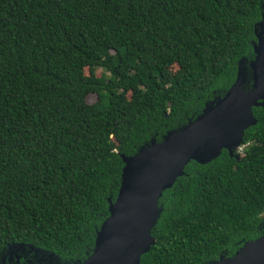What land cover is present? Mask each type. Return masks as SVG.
Here are the masks:
<instances>
[{
	"label": "trees",
	"instance_id": "trees-1",
	"mask_svg": "<svg viewBox=\"0 0 264 264\" xmlns=\"http://www.w3.org/2000/svg\"><path fill=\"white\" fill-rule=\"evenodd\" d=\"M261 23L264 0H0V264L88 259L122 156L252 90ZM262 103L241 151L163 191L140 264H208L261 236Z\"/></svg>",
	"mask_w": 264,
	"mask_h": 264
},
{
	"label": "water",
	"instance_id": "water-1",
	"mask_svg": "<svg viewBox=\"0 0 264 264\" xmlns=\"http://www.w3.org/2000/svg\"><path fill=\"white\" fill-rule=\"evenodd\" d=\"M256 34L255 60L250 63L252 90L238 82L222 99L162 143L143 146L134 156H122L121 185L109 217L97 233L93 254L81 264H140L141 255L155 244L151 231L158 216V201L194 161L207 164L222 150L233 155L244 132L256 121L252 108L264 101V28ZM213 264H264V234L243 246L228 260Z\"/></svg>",
	"mask_w": 264,
	"mask_h": 264
},
{
	"label": "rangeland",
	"instance_id": "rangeland-1",
	"mask_svg": "<svg viewBox=\"0 0 264 264\" xmlns=\"http://www.w3.org/2000/svg\"><path fill=\"white\" fill-rule=\"evenodd\" d=\"M175 70H176V67L172 68V71H175ZM85 73H86V75H88V74H89V73H88V70H85ZM102 73H103V71L100 70V69H97V70L95 71V74H96V76H98V77H100ZM86 101H87V103L92 104V103H94V102L96 101V96L93 95V94H91V95H89V96L86 98ZM259 230H260L261 234H264V215L262 216V223H261V225H260V229H259ZM240 248H241V247H240ZM240 248H239V249H240ZM239 249H238V250H239ZM238 250H237V251H238ZM237 251H236V252H237ZM236 252H235V253H236ZM235 253H234V254H235ZM230 257H231V256H229L228 253L224 252L223 254L220 255L218 261H219V260H228ZM208 264H213V262L208 263Z\"/></svg>",
	"mask_w": 264,
	"mask_h": 264
},
{
	"label": "built area",
	"instance_id": "built-area-1",
	"mask_svg": "<svg viewBox=\"0 0 264 264\" xmlns=\"http://www.w3.org/2000/svg\"><path fill=\"white\" fill-rule=\"evenodd\" d=\"M239 151H241V148H239Z\"/></svg>",
	"mask_w": 264,
	"mask_h": 264
}]
</instances>
